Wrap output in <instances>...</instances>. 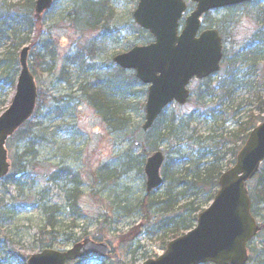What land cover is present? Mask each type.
Segmentation results:
<instances>
[{
	"label": "rangeland",
	"instance_id": "rangeland-1",
	"mask_svg": "<svg viewBox=\"0 0 264 264\" xmlns=\"http://www.w3.org/2000/svg\"><path fill=\"white\" fill-rule=\"evenodd\" d=\"M35 1L0 0V71L16 83L19 53L29 47L28 67L37 88L32 117L6 144L11 165L28 153L23 156L27 162L25 170L14 175L17 185L6 182L13 176L12 170L0 180V264H26L30 256L37 255L49 243L50 248L63 251L87 236L96 243H107L111 254L117 255V262L91 256L70 264H144L163 255L171 238L170 218L177 214L186 217L181 208L194 200H176L174 212L162 213L167 188L162 183L152 193L145 192V160L156 151L166 158H175L172 152L165 154L170 150L180 155L182 163L194 158L202 161L203 153L212 148L209 138L232 132L234 121L246 117L253 108V92L238 91L226 99L215 90L211 97L205 94L204 99H199L203 83L193 82L187 103L170 105L164 111L165 120H183L187 131L180 145L158 144L157 135L150 133L138 149L133 145V134L144 120L145 88L135 82L132 72L118 73L112 62V57L126 48L152 41L133 23L132 13L138 0H54L52 8L38 20L39 28L33 25ZM183 1L191 11L190 0ZM106 10L104 16L111 14V18L108 22L102 18L93 28L100 11ZM230 22L221 37L227 42L226 50L237 52L251 40L257 28L243 8L211 12L203 18V27L218 29ZM102 24L109 27L108 32L102 30ZM87 66L94 68L93 74H85ZM2 76L0 116L15 94V83H5ZM63 79L64 83H59ZM80 80H86L85 86L91 88L89 93L103 88L107 95L105 104L110 97L118 102L117 107L120 104V116L129 119L126 129L115 132L93 106L85 104L79 93ZM212 85L215 88V83ZM71 96L75 99L67 101ZM56 97L59 102H55ZM212 115L218 120L214 126L211 122L205 125L197 119H186ZM27 132L30 139H23ZM130 158L131 164L135 159L136 168L127 171ZM228 160L230 155L226 154L224 164ZM62 170L66 173L62 174ZM106 172L111 173L112 181L101 179ZM254 179L248 182V190L255 184ZM71 195L76 197L71 203L66 202ZM146 200L148 205L142 208ZM46 210L50 212L45 214ZM258 213L257 223L264 224V206ZM50 216L56 228L43 230L42 236L40 229ZM189 225L186 222L185 227ZM134 228H139L138 237L124 242L122 237ZM50 231H55V235L48 234ZM250 250L247 264H264V232L251 242Z\"/></svg>",
	"mask_w": 264,
	"mask_h": 264
},
{
	"label": "water",
	"instance_id": "water-1",
	"mask_svg": "<svg viewBox=\"0 0 264 264\" xmlns=\"http://www.w3.org/2000/svg\"><path fill=\"white\" fill-rule=\"evenodd\" d=\"M254 0H191L194 11L186 18L178 35V22L186 9L182 0H139L133 13L135 23L154 37V43L135 47L113 61L123 70L135 72L136 79L148 86L144 122L134 134V146L143 145L146 133L164 109L172 103L185 105L187 86L193 78L206 79L219 71L222 59L221 40L214 30L200 29V17L211 10L227 8ZM53 0H36L34 15L48 11ZM29 48L19 54L20 73L8 110L0 116V179L7 175L9 163L6 140L33 113L36 102L34 79L27 66ZM164 155L156 152L144 164L146 193L160 188L159 175ZM264 162V121L255 127L238 151L235 165L223 173L209 207L197 216L195 229L169 242L163 255L144 264H245L246 244L260 231L250 214L247 182L253 179ZM105 243L96 244L85 237L69 250H43L30 256L26 264H65L94 254L109 255ZM115 260L116 255L114 256Z\"/></svg>",
	"mask_w": 264,
	"mask_h": 264
},
{
	"label": "trees",
	"instance_id": "trees-1",
	"mask_svg": "<svg viewBox=\"0 0 264 264\" xmlns=\"http://www.w3.org/2000/svg\"><path fill=\"white\" fill-rule=\"evenodd\" d=\"M261 3H264V0L246 6L247 8H250L252 19L257 25V32L253 35L251 41L245 44L242 49L237 52L232 49L224 50L222 73L216 77L214 82H212V79L206 80L202 87V90L204 91H200L197 96L199 99L200 97L201 99H204L203 97H205L206 94V97L209 98L212 96L214 91L217 90L218 93H222L226 99H230L235 93L237 94L238 91L248 93L253 92L251 94L254 104L253 108L247 112L246 117L241 120L236 119L234 121V129L232 132L222 134L220 137L209 138L212 148H208V150L203 153V165L201 164V159L198 160L197 158H194L193 160L184 161L182 163L180 155L176 151L173 152L169 150L166 153L164 152L166 155H169L172 152V154L175 155V158H171L169 155L165 158L164 164L162 165L161 177L163 178V183L165 184L167 190L164 195L165 201L162 203L161 212H174V207L177 205L176 200H184V198L194 199L189 202L187 206L181 208V210H184L183 213L187 214L186 217H183V214H177L176 216L170 218L168 233L171 238L169 239V242L184 235L185 232H182L183 229H185V231H190L191 228H193L197 220V215L214 199L218 189L217 181L219 177L222 173L226 172V170L234 165L236 154L244 145L245 139L255 126L263 120L261 116L264 114V97L262 95V88H264V7H258L262 5ZM91 5L95 6L94 4ZM104 13L106 12L103 11V13H101L100 11L94 25L99 23L102 18L108 22L109 18H111V14H109L108 17H105ZM38 20L39 18L35 17L33 25L39 28ZM92 27L94 28L95 26ZM4 60L6 61V59ZM1 63H3V61ZM2 75L3 73L0 71V76ZM2 78H4L2 81L5 83L9 82L12 86L15 83L14 79L11 80L4 75ZM64 80L66 79L61 81L64 83ZM83 82L84 85L83 87L80 86L82 89L79 93L82 94L85 104L93 106L100 114L104 122L109 124L107 126L112 128L115 132L126 129L128 127L127 124L129 119L126 116H120V104H118L119 106L117 107L115 104L118 102L116 100L113 101V97H110L111 100L108 102V105L105 104V96L107 95L103 92V88L95 89L92 93H89V89L85 86L86 80ZM212 83H215L214 87L216 89L213 88ZM255 111L257 112L256 116L254 115ZM255 117L258 119L257 121ZM186 119L187 122L198 120V122H203L205 125L209 122H211L212 125L218 122L216 115L191 117ZM187 122L186 126L188 127ZM185 131H187V129L182 119L165 120L164 115H162L147 135L149 136L150 133L157 135L156 140L158 144L165 143L170 146L171 142H176L180 145V141H182V139L184 140ZM23 134V139H30V134H28V132ZM190 140V136L187 137V141L190 142ZM227 145L230 147L226 148ZM223 150H225V154ZM27 153L28 152H25L23 156ZM226 154L230 155V160L224 164ZM22 157L14 160V163L12 162L11 170L14 174L11 178L6 180L8 184L17 185L14 175L18 173L21 174L25 170L27 162H25L24 157L23 159ZM131 160L132 158H130L129 168H126L128 169L127 171L136 168L135 159L132 164ZM258 172V175L254 179L255 184L248 190V194H250L251 215H253L256 220L259 219L260 215L258 212L260 208L264 206V163L261 165ZM63 173L66 172L62 170V174ZM102 178H104L103 181L107 182L113 180L111 173L107 172L101 177V179ZM75 197L76 196L73 195L67 197L66 202L71 203L70 201H73ZM199 197H201L200 199L202 200L196 203V200L199 199ZM147 205L146 200L143 202L141 207L146 208ZM49 212L50 210H46L45 214ZM52 220V216L46 219V226L40 229V234L42 236H45L43 230L47 228L55 230L56 224H54V221ZM186 222L190 224L188 227L191 228H188L187 226L185 227ZM260 225V233H263L264 224L260 223ZM260 233L258 235H260ZM48 234L54 236L55 231H50ZM139 234V228H134L130 232L126 233L122 237V240L130 243L136 239ZM76 242L77 241H74V243ZM49 244H47L48 246H46L45 249L50 248ZM249 252V254L252 253L251 250Z\"/></svg>",
	"mask_w": 264,
	"mask_h": 264
},
{
	"label": "flooded vegetation",
	"instance_id": "flooded-vegetation-1",
	"mask_svg": "<svg viewBox=\"0 0 264 264\" xmlns=\"http://www.w3.org/2000/svg\"><path fill=\"white\" fill-rule=\"evenodd\" d=\"M235 9H237V7H236ZM100 23H101V22H100ZM98 24H99V23H97L96 26H97ZM105 24H107V23H105ZM105 24H102V25H103V26H102L103 28H102L101 26H100V28H102V30H105V29H106L107 32H108V31H109V27H108V26L106 27ZM218 34H219V36L221 37V35H222V31H219ZM221 40H223L222 37H221ZM150 43H151V41H149V42L146 43V44H150ZM127 50H128V49L126 48V49L123 50L121 53L126 52ZM87 68L90 69V71L87 69V70H86L87 72H86L85 74H88V75L93 74L92 66H89V67H87ZM86 80H87V79H86ZM196 81H197V80H195V79L193 80V82H196ZM67 100H69V97H67ZM55 102H59V98L56 97V98H55ZM56 104L58 105L59 103H56Z\"/></svg>",
	"mask_w": 264,
	"mask_h": 264
},
{
	"label": "bare ground",
	"instance_id": "bare-ground-1",
	"mask_svg": "<svg viewBox=\"0 0 264 264\" xmlns=\"http://www.w3.org/2000/svg\"><path fill=\"white\" fill-rule=\"evenodd\" d=\"M145 190V189H144Z\"/></svg>",
	"mask_w": 264,
	"mask_h": 264
}]
</instances>
